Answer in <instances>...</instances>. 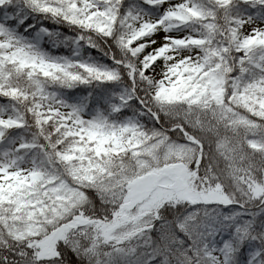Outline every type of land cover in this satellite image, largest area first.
Returning a JSON list of instances; mask_svg holds the SVG:
<instances>
[{
  "label": "snow or ice",
  "instance_id": "1",
  "mask_svg": "<svg viewBox=\"0 0 264 264\" xmlns=\"http://www.w3.org/2000/svg\"><path fill=\"white\" fill-rule=\"evenodd\" d=\"M0 264H264V0H0Z\"/></svg>",
  "mask_w": 264,
  "mask_h": 264
}]
</instances>
